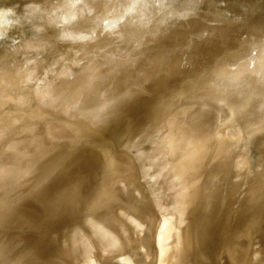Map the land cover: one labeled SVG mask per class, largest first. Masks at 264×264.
I'll return each mask as SVG.
<instances>
[{
  "label": "water",
  "instance_id": "obj_1",
  "mask_svg": "<svg viewBox=\"0 0 264 264\" xmlns=\"http://www.w3.org/2000/svg\"><path fill=\"white\" fill-rule=\"evenodd\" d=\"M0 264H264V0H0Z\"/></svg>",
  "mask_w": 264,
  "mask_h": 264
}]
</instances>
